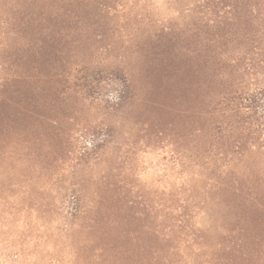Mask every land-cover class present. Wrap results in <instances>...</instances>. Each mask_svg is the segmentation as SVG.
I'll use <instances>...</instances> for the list:
<instances>
[{
	"label": "rangeland",
	"instance_id": "obj_1",
	"mask_svg": "<svg viewBox=\"0 0 264 264\" xmlns=\"http://www.w3.org/2000/svg\"><path fill=\"white\" fill-rule=\"evenodd\" d=\"M0 264H264V0H0Z\"/></svg>",
	"mask_w": 264,
	"mask_h": 264
},
{
	"label": "trees",
	"instance_id": "obj_2",
	"mask_svg": "<svg viewBox=\"0 0 264 264\" xmlns=\"http://www.w3.org/2000/svg\"><path fill=\"white\" fill-rule=\"evenodd\" d=\"M241 255H246V253H241ZM248 255V254H247Z\"/></svg>",
	"mask_w": 264,
	"mask_h": 264
}]
</instances>
